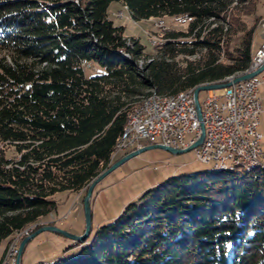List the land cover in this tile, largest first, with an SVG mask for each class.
Segmentation results:
<instances>
[{"label":"trees","instance_id":"16d2710c","mask_svg":"<svg viewBox=\"0 0 264 264\" xmlns=\"http://www.w3.org/2000/svg\"><path fill=\"white\" fill-rule=\"evenodd\" d=\"M250 1L0 0L4 253L57 211L58 194L85 197L120 159L115 148L144 96L185 93L249 68L254 29L242 18ZM112 2L133 20L171 18L188 28L168 29L140 71L133 60L144 48L127 44L108 13ZM237 34L243 38L233 49ZM90 62L105 72L87 78ZM50 264H264V167L172 177L98 227L77 256Z\"/></svg>","mask_w":264,"mask_h":264},{"label":"rangeland","instance_id":"374dc122","mask_svg":"<svg viewBox=\"0 0 264 264\" xmlns=\"http://www.w3.org/2000/svg\"><path fill=\"white\" fill-rule=\"evenodd\" d=\"M243 7H245L244 11H248V14L242 18L245 23V29L247 31L254 29L252 44L254 55L264 42V0H251ZM108 13L116 26L124 28V37L128 45L132 46L133 42H138L144 48V55L138 59L139 62L133 60V63L140 71H144L147 64L152 62L157 53V49L161 47L160 45L165 44L166 40L164 35L168 29L186 31L188 28V24L177 23L171 18L133 20L127 9L118 2H112L110 4ZM161 20L164 21L163 26L159 25V21ZM242 38V34H237L233 38V49L239 45ZM153 42H156L157 44H154ZM197 58L198 57L188 59L195 60ZM183 59L184 57L178 58L180 65L185 63ZM138 64L141 66H138ZM247 70L243 72V75L253 72L246 73ZM104 72V69L95 62H90L85 67V75L87 78L101 75ZM235 76L236 75L231 76L224 81L227 82L228 79ZM258 78L260 80L258 94L262 105L258 131L263 137L260 147L264 152V71L258 76ZM230 81H233V79ZM149 91L150 90L145 91L144 94L147 95ZM215 93L217 96H222L223 89L216 90ZM208 94L207 91L200 92L199 101L202 106L208 97ZM185 140L186 142H189L191 136H187ZM140 144L142 146H148V142L144 140H142ZM137 147L138 146H136V148ZM118 154L119 153H117L116 156ZM8 155L12 154L8 152ZM122 155L123 153L119 154L117 159H121ZM213 167V163H203L197 160L196 149L183 154H173L162 149H151L131 158L106 176L95 187L91 204L92 231L85 242L79 243L56 232H42L25 246L20 264H50L60 258H72L77 256L84 247L92 242L98 227L113 222L128 204L136 202L144 192L150 188H153L157 184L172 177L211 171ZM83 196L84 195L80 193L75 194L70 192L58 194L56 196L58 202L57 211L53 215L51 214L44 219L42 227L52 226L71 235L82 236L86 227ZM38 229L36 226H33L26 230L28 231L27 235L26 232L21 233L19 237H16L17 239H15V241H12L9 244L5 253L6 241H4L0 246V257L2 255L0 264L4 262L8 250H12L15 245H20L24 238L28 237Z\"/></svg>","mask_w":264,"mask_h":264},{"label":"built area","instance_id":"2783aa9c","mask_svg":"<svg viewBox=\"0 0 264 264\" xmlns=\"http://www.w3.org/2000/svg\"><path fill=\"white\" fill-rule=\"evenodd\" d=\"M263 64L264 42L255 54L253 72ZM259 75L224 87L222 96H217L216 90L207 91L208 97L203 106L200 104L205 137L196 148L197 160L214 166L233 165L238 160H247L250 164L264 162L260 147L263 137L258 131L262 113ZM200 135L193 94L167 105L153 102L151 107L136 114L129 142H123L119 154L145 147L140 144L142 140L147 141L148 146L164 145L184 150ZM187 136H191L189 142L185 140ZM16 253L17 247H14L10 264H15Z\"/></svg>","mask_w":264,"mask_h":264},{"label":"water","instance_id":"95a60500","mask_svg":"<svg viewBox=\"0 0 264 264\" xmlns=\"http://www.w3.org/2000/svg\"><path fill=\"white\" fill-rule=\"evenodd\" d=\"M264 71V64L256 71L246 74V75H242L239 76L235 79H233V81L227 82V83H212V84H205V85H199L197 86L194 91H193V98H194V105H195V109L197 112V117L198 120L200 122V127H201V135L198 138L197 141H195L192 145H190L188 148L184 149V150H179V149H174V148H170L164 145H150V146H145L141 149H138L136 151H133L125 156H123L121 159H119L118 161H116L114 164H112L108 169H106L104 172H102L95 180L92 181V183L89 185L86 196L84 197V201H83V206H84V215H85V231L84 234L82 236H75V235H71L59 228L56 227H42L38 230H36L34 233L30 234L28 237L24 238L18 249H17V254H16V259H15V264H20L21 262V258L25 249V246L32 240L34 239L36 236H38L40 233L45 232V231H50V232H56L59 234H62L68 238H70L71 240L77 241V242H81V241H86L88 239V237L91 234L92 231V210H91V199L93 196V192L95 187L106 177L108 176L111 172H113L114 170H116L118 167H120L122 164H124L125 162H127L128 160H130L131 158L147 151V150H151V149H162L165 150L167 152L173 153V154H183L189 151H192L194 149H196L197 147H199L205 137V129H204V123H203V117H202V110H201V106L199 103V93L202 91H211V90H219V89H223L224 87H229L231 86L233 83H237L240 81H245L247 79H250L254 76H257L259 74H261Z\"/></svg>","mask_w":264,"mask_h":264},{"label":"bare ground","instance_id":"6f19581e","mask_svg":"<svg viewBox=\"0 0 264 264\" xmlns=\"http://www.w3.org/2000/svg\"><path fill=\"white\" fill-rule=\"evenodd\" d=\"M163 23H164V21H159V25L160 26H163ZM153 43L155 44L156 42H153ZM255 54L252 57V62H251V64H250V66H249V68H248L246 73L253 71V63H254ZM139 65L140 64H138V66ZM240 75H243V73H240V74L236 75L235 77H237V76L239 77ZM235 77H232V78L228 79V81H230L231 79H234ZM227 82L223 81V82H217V83H227ZM240 82H244V81H240ZM193 91H194V89H192V90H190L188 92H185V93L182 92V93H179L177 95H171V96H161V95H158L155 92L151 91L146 97H143V99L140 100V102L138 103V106L136 105L137 107L136 108L134 107L135 109L131 112V114L129 116V119L127 121V124H126V126L124 128V131H123V133L121 135V138H120V140H119V142H118V144L116 146V150H115V154L114 155L119 153V149H121V147L123 145V142H129L130 133L132 131V123H133V121L135 119L136 114L142 112L143 110H145V108L151 107V103H153V102L156 105H167L169 103H174V102H177V101H179L181 99H185L188 94H193ZM262 166L264 167V162H251V164H250L249 161H247V160H238V162H235L233 165L214 166L213 169L214 170H220V171L223 170V169H228V170H231V171H234V170L241 171V170H249V169H252V168L262 167ZM27 232L28 231H26V235H27ZM14 247H17V245H15ZM12 258H13V249L12 250H8L7 256H6V258H5V260H4V262L2 264H10Z\"/></svg>","mask_w":264,"mask_h":264},{"label":"crops","instance_id":"0c3cea01","mask_svg":"<svg viewBox=\"0 0 264 264\" xmlns=\"http://www.w3.org/2000/svg\"><path fill=\"white\" fill-rule=\"evenodd\" d=\"M256 52H257V51H256ZM256 52H255V53H256ZM1 257H2V255H1ZM1 257H0V259H1Z\"/></svg>","mask_w":264,"mask_h":264}]
</instances>
